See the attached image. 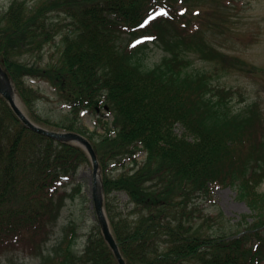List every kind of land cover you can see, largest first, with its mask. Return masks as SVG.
I'll return each instance as SVG.
<instances>
[{
  "label": "trees",
  "instance_id": "1",
  "mask_svg": "<svg viewBox=\"0 0 264 264\" xmlns=\"http://www.w3.org/2000/svg\"><path fill=\"white\" fill-rule=\"evenodd\" d=\"M230 1L13 0L0 12V66L33 123L92 145L103 208L126 264H264V105L235 108L242 92L214 82L264 70L207 39L210 29L226 27ZM148 44L165 55L145 69L139 52ZM45 47L57 56L44 60ZM192 56L212 72L190 70ZM28 77L47 82L67 113L41 115L42 94ZM84 111L98 117L101 133L82 125ZM84 166L91 163L82 147L29 130L0 97V257L22 251L42 264H118L98 226L82 255L69 227L53 257L43 256L66 200L80 191L73 181ZM217 188L233 190L249 211L232 233L203 228L215 219L198 203L212 202ZM114 192L127 194L129 214L115 211Z\"/></svg>",
  "mask_w": 264,
  "mask_h": 264
},
{
  "label": "rangeland",
  "instance_id": "2",
  "mask_svg": "<svg viewBox=\"0 0 264 264\" xmlns=\"http://www.w3.org/2000/svg\"><path fill=\"white\" fill-rule=\"evenodd\" d=\"M13 0H0V12L7 9ZM28 5H35L41 0H23ZM237 10H232V6L236 5ZM230 12L226 14L227 21L223 22L226 27L216 30L214 28L207 31V39L211 45L217 49L236 55L255 67L264 70V0H234L230 1ZM195 7L194 9H197ZM209 8V6H208ZM217 21V20H215ZM249 37H256L257 40H248ZM55 48L45 47L42 54L44 60L57 56ZM52 54V56H51ZM165 53L164 51L152 44H148L146 48L142 47L139 52V58L145 69L153 68L159 63ZM40 59V58H39ZM29 63H36L37 57H27L24 59ZM38 62H40L38 60ZM190 70L192 71H209L212 72L210 64L203 62L197 57L190 58ZM264 76L249 75L242 73H234L231 75L214 76V82L239 89L244 101L240 102L235 96L233 104L235 108L245 107L255 101L264 105ZM27 84L33 89L38 90L42 94V98L38 101V109L41 115L50 118H59L65 115L68 108L62 103L54 89L40 78L28 77ZM20 107L24 110L21 102ZM107 116L103 120L110 122L112 117L103 111ZM81 123L90 131L98 129V133L102 130L98 128V117L84 111L81 112ZM144 158V154L140 153L137 160L140 162ZM121 169H115L113 176L118 175ZM92 172L89 167H81L74 177L75 185L80 186V191L75 192L71 199L66 200L65 206L62 208L57 223L53 226L51 236L47 244L43 248V256L52 258L54 249L63 240L67 228L73 227L75 230L74 248L73 250L82 255L87 237L98 226L96 220L94 204L92 199V189L94 181ZM71 185L68 192L73 193ZM71 191V192H70ZM115 211L121 215L130 213L131 204L127 194L124 192H114L111 196ZM212 202L200 201L198 207L205 214L215 219V222L208 227L203 226L205 231H214L218 234L232 233L240 229L237 223L242 215L248 214L249 211L244 202L240 201L235 192L230 188H217L213 192ZM199 223H202L201 221ZM0 264H42L39 256L27 254L22 251L8 252L0 257Z\"/></svg>",
  "mask_w": 264,
  "mask_h": 264
},
{
  "label": "water",
  "instance_id": "3",
  "mask_svg": "<svg viewBox=\"0 0 264 264\" xmlns=\"http://www.w3.org/2000/svg\"><path fill=\"white\" fill-rule=\"evenodd\" d=\"M13 88L11 86L10 80L7 76V74L0 68V96H2L5 101L8 103L14 114L17 116V118L29 129H31L34 132H37L41 135L47 136L49 138L55 139L57 141L61 142H72L75 144H78L82 146L85 151L87 152L91 167H92V177L94 179V187L92 191V199L93 204L95 208V212L97 215V219L99 221L102 235L104 237V240L108 244L109 248L113 252L118 264H125L123 258L121 257L118 247L110 233V230L108 228V224L104 215L103 207H102V190H101V184H100V174L98 171V162L95 155V152L90 145V143L82 136L74 133H58V132H52L45 129H42L36 125H34L31 121L27 119V117L24 115V113L17 107L15 99L12 94ZM98 182V190L99 193H97L96 190V183Z\"/></svg>",
  "mask_w": 264,
  "mask_h": 264
},
{
  "label": "bare ground",
  "instance_id": "4",
  "mask_svg": "<svg viewBox=\"0 0 264 264\" xmlns=\"http://www.w3.org/2000/svg\"><path fill=\"white\" fill-rule=\"evenodd\" d=\"M12 94H13V96H14V99H15V101H16V103L19 105V102H18V99H17V97H16V95L14 94V92L12 91ZM98 183V182H97ZM96 183V190H97V193H99V190H98V184Z\"/></svg>",
  "mask_w": 264,
  "mask_h": 264
}]
</instances>
